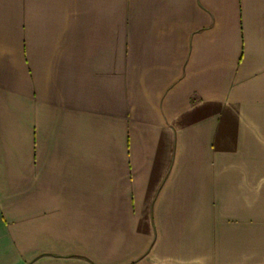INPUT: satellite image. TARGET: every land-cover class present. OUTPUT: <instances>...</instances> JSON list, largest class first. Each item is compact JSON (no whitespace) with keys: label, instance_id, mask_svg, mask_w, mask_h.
I'll use <instances>...</instances> for the list:
<instances>
[{"label":"crops","instance_id":"1","mask_svg":"<svg viewBox=\"0 0 264 264\" xmlns=\"http://www.w3.org/2000/svg\"><path fill=\"white\" fill-rule=\"evenodd\" d=\"M0 264H264V0H0Z\"/></svg>","mask_w":264,"mask_h":264}]
</instances>
